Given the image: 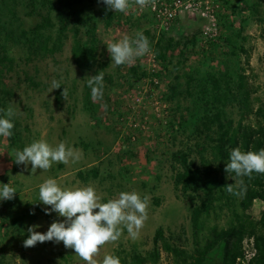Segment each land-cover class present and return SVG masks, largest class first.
Listing matches in <instances>:
<instances>
[{
  "label": "rangeland",
  "instance_id": "374dc122",
  "mask_svg": "<svg viewBox=\"0 0 264 264\" xmlns=\"http://www.w3.org/2000/svg\"><path fill=\"white\" fill-rule=\"evenodd\" d=\"M227 1L231 6L219 0L220 33L216 44L205 40L206 21L187 14L179 16L177 24L169 31L158 33L150 11L142 10L134 0H129L125 12H117L120 22L114 27L107 29L101 21V62L107 65L103 70L104 96L100 101L91 99L90 109L87 108V79L98 72L96 69L84 71L77 66L72 56V38L61 53L44 60L26 62L21 50L13 51L16 64L12 71H6L5 78L15 91L10 108L22 125L26 146L39 140L52 147L65 142L67 147L79 150L81 158L76 162L70 160L68 164L53 163L47 171L32 172L30 164L17 166L7 138L0 140V188L8 183L16 189L13 199L0 200V242L5 243L9 255H15L20 264H86L63 242H37L33 247H25L24 237L7 233L8 227L2 222L12 214L7 205L12 200L21 208L27 230L38 225L35 230L46 233L54 221L64 222L66 218L54 211L46 214L45 209L50 210L51 206L39 200V186L49 178L55 179L62 189L93 186L101 203L118 198L121 192L136 191L142 198L148 196V218L138 238L133 240L121 225L120 238L102 246L94 257L98 264H102L105 255H115L122 250L126 254L146 255L153 250V238L161 227L167 234L182 235L185 242L182 249L189 253L194 251L191 216L195 204L175 191L172 155L188 142L192 133L191 130L182 132L180 123L184 118L190 120L192 112L196 111L195 101L182 96L169 102L170 87L179 83L182 85L180 91L185 92V73L224 71L227 65L234 73L245 68L258 91L256 96L264 101V0ZM253 3L261 5L259 15H252L250 6ZM32 24L33 21L28 22ZM243 25L245 30L236 43L240 45L246 39L245 51L232 56L227 37L230 33L241 32ZM138 32H151L156 39L166 33V38L177 45L174 54H169L167 69L158 60V86L147 78L131 75L133 68L149 73L150 63L143 56L137 57L132 64L115 66L107 50L108 44L119 42L124 36L135 38ZM192 37L196 46L185 50L187 61L178 73L175 66L179 54ZM177 76L182 77L179 82H176ZM29 78L39 85L38 88L29 84ZM53 80L61 84V103L57 99L60 88L52 90ZM64 88L67 89L66 98L62 96ZM157 102L163 107L159 115L155 111ZM105 103L106 109L101 106ZM92 169H99V178L83 182L79 173ZM263 207L260 201L255 203V218L260 217ZM220 216L212 215L209 226H227V210ZM158 264H172V259L162 253ZM211 264H219V259L214 258Z\"/></svg>",
  "mask_w": 264,
  "mask_h": 264
},
{
  "label": "trees",
  "instance_id": "16d2710c",
  "mask_svg": "<svg viewBox=\"0 0 264 264\" xmlns=\"http://www.w3.org/2000/svg\"><path fill=\"white\" fill-rule=\"evenodd\" d=\"M223 1L231 6L229 1ZM260 7L257 3L250 6L253 16L259 15ZM29 21L33 24L28 25ZM101 21L107 29L120 22L118 13L109 10L103 0H0V117H5L15 97V91L5 78L6 71L15 67V49L23 52L26 62L44 60L61 53L66 42L72 38V56L77 66L84 71H103L107 65L101 62ZM241 30L227 37L232 56H237L238 51H245L243 43L246 39H241L243 43L240 45L236 43L245 30L244 25ZM165 34L156 39L151 32L144 33L158 60L167 69L169 54H174L177 45ZM190 46H196L194 37L179 54L175 66L178 73L187 61L185 50ZM246 74L245 68L234 73L227 65L224 71L200 73L193 70L184 75L185 92L180 91L182 85L179 83L170 87L169 102L182 96L195 101L196 111L192 112L190 120L184 118L180 123L182 132L191 130L192 133L188 142L172 155L175 191L195 204L191 216L195 248L190 253L182 249L185 243L182 235L167 234L161 227L153 238V250L146 255L117 251L114 256L120 259L121 264H158L162 253L172 259V264H211L216 257L219 264H264V209L259 218L253 215L255 202L264 204V175L253 173V178L249 179L225 172L234 148L239 147L242 152H258L264 148V101L256 96L258 91ZM131 75L148 78L147 72L137 68L131 70ZM181 78L177 76L176 82ZM27 80L32 87L38 88L39 85L32 79ZM61 89L57 93L60 103ZM90 90L87 87L88 109L92 108ZM11 119L13 134L6 138L16 160V152L22 151L26 144L21 123L14 116ZM2 138L4 136H0V140ZM99 175V169H92L81 171L79 178L88 182L98 179ZM240 179L244 181L246 192L241 196L228 193L225 185L233 184L234 190L238 191L236 185ZM7 205L12 211L2 221L8 227L7 233L23 236L25 241L30 235L26 218L16 201H9ZM225 210L228 212V225L209 226L212 215L219 218ZM251 241L254 255L247 261L246 244H251ZM0 264H20L15 255L8 254L2 242Z\"/></svg>",
  "mask_w": 264,
  "mask_h": 264
},
{
  "label": "clouds",
  "instance_id": "9594fccd",
  "mask_svg": "<svg viewBox=\"0 0 264 264\" xmlns=\"http://www.w3.org/2000/svg\"><path fill=\"white\" fill-rule=\"evenodd\" d=\"M141 7L149 4L150 0H134ZM109 10L125 12L129 8V0H103ZM112 63L115 66L134 63L137 57L144 56L150 49L149 40L138 32L135 38L124 36L119 42L107 45ZM87 85L91 89V98L100 101L104 96V73L99 71L96 75L87 79ZM52 90L61 88V84L53 80ZM52 92V91H51ZM63 98L67 96V89L62 92ZM107 108V104L101 105ZM14 112L8 108L5 117H0V136H11L14 123ZM81 158L79 150L66 146L60 142L52 147L43 140L34 141L16 152L17 164L31 165V171L37 169L47 171L53 163L68 164ZM226 173H234L235 177L253 178V173L264 175V148L258 152H242L239 147L230 153V161L225 167ZM239 190H234L233 184L225 185L226 191L236 196L246 192L243 179L236 185ZM16 194V189L8 183L0 188V200H11ZM39 200L44 205L51 206L45 209L46 214L54 211L59 216L66 218L64 222H53L46 233L35 229L38 225L29 227V237L24 241L25 247H33L37 242L47 241L63 242L66 248L73 249L86 264H98L94 257L102 246L117 241L121 234V225L127 229L129 236L135 240L148 218L149 198H143L136 191L121 192L118 198L110 199L106 203L100 202V197L93 186L81 188L62 189L53 178L45 180L39 186ZM98 210V211H96ZM102 264H121L118 257L105 255Z\"/></svg>",
  "mask_w": 264,
  "mask_h": 264
},
{
  "label": "built area",
  "instance_id": "2783aa9c",
  "mask_svg": "<svg viewBox=\"0 0 264 264\" xmlns=\"http://www.w3.org/2000/svg\"><path fill=\"white\" fill-rule=\"evenodd\" d=\"M144 9L149 10L152 14L157 25L156 28L158 33L169 31L174 26L179 16L187 14L189 16L204 19L207 23L205 40L212 44L218 42L220 33L218 20L220 10L219 0H150L147 6L142 7V10ZM150 49L151 50L143 56L145 61L150 63L147 79H149L150 83L153 85L158 86L160 85V78L159 76H155V74L159 73L156 71L158 63L157 53L151 45ZM162 108L160 102L155 104V111L158 115L161 113ZM252 247L253 241H251V244H246L247 261L254 255Z\"/></svg>",
  "mask_w": 264,
  "mask_h": 264
},
{
  "label": "crops",
  "instance_id": "0c3cea01",
  "mask_svg": "<svg viewBox=\"0 0 264 264\" xmlns=\"http://www.w3.org/2000/svg\"><path fill=\"white\" fill-rule=\"evenodd\" d=\"M256 202H258V201H256ZM256 202H255V203H256ZM261 203H262V202H261ZM263 209H264V207L262 208V210H263Z\"/></svg>",
  "mask_w": 264,
  "mask_h": 264
}]
</instances>
